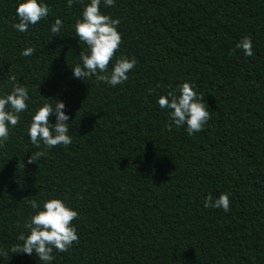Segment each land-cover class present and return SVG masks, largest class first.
<instances>
[{"label":"trees","instance_id":"16d2710c","mask_svg":"<svg viewBox=\"0 0 264 264\" xmlns=\"http://www.w3.org/2000/svg\"><path fill=\"white\" fill-rule=\"evenodd\" d=\"M21 2L0 0V96L11 93V75L30 96L0 147V249L8 252L0 264H44L10 249L38 211L29 201L42 209L51 198L79 211L80 239L54 249L50 264H264V0H101L102 13L120 20L116 58L137 60L115 87L73 77L88 53L75 36L79 0L70 8L43 0L49 15L26 32L13 27ZM245 36L252 56L235 49ZM28 47L35 53L22 56ZM184 82L211 113L192 135L186 125L170 131L169 110L158 105ZM56 100L72 143L28 163L43 148L30 142L32 116ZM221 193L230 212L204 207Z\"/></svg>","mask_w":264,"mask_h":264},{"label":"clouds","instance_id":"9594fccd","mask_svg":"<svg viewBox=\"0 0 264 264\" xmlns=\"http://www.w3.org/2000/svg\"><path fill=\"white\" fill-rule=\"evenodd\" d=\"M76 0H67V6H73ZM82 18L75 23V36L80 42L88 47V53L80 52L81 64L73 67V77L80 80L95 76L97 81H102L112 87L123 84L128 79V73L137 64L135 57L129 59L126 56L116 58L123 43L122 34L117 30L120 24L119 19H114L110 15L101 11V0H90V3L83 4ZM106 7L114 6L115 0H103ZM50 7L43 0H23L16 8L18 23L13 27L19 32H26L29 26H35L43 19L47 18ZM63 27V21L57 18L51 27V32L58 34ZM59 36V35H58ZM241 49L245 56H252L253 44L250 36L243 37L235 46ZM235 49L231 51H235ZM36 49L28 47L22 50L21 55L32 56ZM115 59V63L109 71V66ZM10 71V70H9ZM8 79L13 83L10 94L0 96V147L10 137V128H15L20 123V113L28 110L27 101L30 100L27 87L17 81L15 75ZM150 92L154 91L152 89ZM179 95L169 92L161 95L158 105L161 109H168V116L171 123L168 125L180 128L186 125L189 135L198 133L211 119V113L204 102V95L197 93L195 86L190 82H184L179 86ZM65 104L56 100L55 106L44 103L32 116L28 135L30 142L37 147L41 143L43 148L33 152L28 159V163H35L41 157L48 155V149L59 145L69 146L72 137L69 133V116L65 114ZM53 113L56 116L55 125L50 123ZM33 209H38L25 223L24 228L28 230L27 235L21 232L17 240L22 243L14 244L10 251L13 254L24 253L29 256L35 255L44 264H50L54 260L53 250L67 252L73 244L79 243V235L73 221L80 216L78 210L71 208L61 198H51L43 203L42 209L37 200L29 201ZM231 201L229 194L221 193L214 199L211 194L205 197L204 207L211 209H221L224 212L231 211ZM8 252L0 249V256H7Z\"/></svg>","mask_w":264,"mask_h":264}]
</instances>
